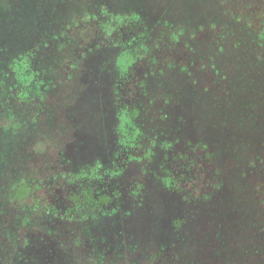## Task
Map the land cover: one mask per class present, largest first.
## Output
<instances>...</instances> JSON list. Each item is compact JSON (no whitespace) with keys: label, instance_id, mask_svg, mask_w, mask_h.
Instances as JSON below:
<instances>
[{"label":"flooded vegetation","instance_id":"af4514ba","mask_svg":"<svg viewBox=\"0 0 264 264\" xmlns=\"http://www.w3.org/2000/svg\"><path fill=\"white\" fill-rule=\"evenodd\" d=\"M227 5L238 9L225 12ZM206 6L207 11L211 7L218 11L219 27L212 19L191 18L184 27H175L162 12L148 20L132 13L133 18H122V24L110 18L114 31H108L109 24L100 27L108 33L105 40L119 41L117 33L123 35L125 28L131 44L127 49L116 43V52L107 62H96L87 78L82 75L87 53L81 52L78 64H62L59 77L52 76L50 69L47 86L36 80L37 73H29L31 56L41 54L36 45L23 54L12 53L5 61L0 72V146L5 145L0 147V264H34L35 257L25 254L36 241L50 247L47 251L43 246V258L36 256L43 259L40 264L244 263L235 253L226 254L234 251L233 237L239 234L227 226L231 213L215 209L222 207L211 191L218 193L213 188H222L225 182L223 177L212 180L222 173L214 164L216 144H209L213 137L206 138L218 134L215 140L225 147L228 135L237 134L236 150L248 148L255 139L258 147L248 148L244 163L238 165L264 170V164H258L264 163V124L251 121L247 113L260 105L264 108V0H212ZM84 15H71L74 27L83 34L91 21L90 17L82 20ZM133 21L147 24L135 33ZM68 31L67 26L63 36ZM201 33L215 39L211 55L200 50ZM136 43L137 50L132 46ZM181 47L188 53H176ZM239 62L244 66L236 67ZM42 68L40 64L36 69ZM173 83L178 86L172 87ZM208 100L218 106L220 121L208 114ZM84 105L85 112L97 115L103 108L112 120L114 146L107 157L96 155L91 162L65 171V154L78 125L66 116L65 108L69 106L74 114L79 106L83 127ZM261 113L258 117L264 120ZM203 118L207 121H199ZM46 130H51L47 138ZM63 148L62 153L47 152ZM61 165L63 172L53 168ZM241 172L248 175L245 169ZM151 179L162 191H169L165 203L153 194ZM62 183H68L64 190ZM256 183L254 214L264 220V177ZM183 185L191 193L179 206L174 197H179ZM213 200L211 210L208 204L213 205ZM147 205L151 213H144ZM174 207L164 236L162 214L172 215ZM195 207L206 209L203 225L197 227H193L195 219L188 217ZM181 209L188 213L186 221L177 220ZM187 224L192 231L178 237ZM175 240L178 246L186 243L187 250L171 258ZM51 252L54 256L47 261ZM261 256L264 260V252ZM252 259L245 256L247 263Z\"/></svg>","mask_w":264,"mask_h":264},{"label":"rangeland","instance_id":"374dc122","mask_svg":"<svg viewBox=\"0 0 264 264\" xmlns=\"http://www.w3.org/2000/svg\"><path fill=\"white\" fill-rule=\"evenodd\" d=\"M224 2L225 1H223L221 5L223 7H225ZM206 4L211 6L212 0H0V72L3 71L5 65L4 63L12 53L20 52L23 54L27 51H30L32 47L36 45V50H39L41 54H36L37 56L35 58L33 55L31 56L30 60L33 62V64L29 65V73H32L34 76L37 73L38 76L36 75V80L40 82L42 86L50 85L47 80L48 75L46 76L50 69L53 74L52 76L58 75L59 77L61 74L59 69L62 64H68L70 62L78 64L77 62H79L81 52L87 53V55H84L85 64L82 67V69H84L82 75L84 74V77L87 78V75H89L91 71H95L96 62H107L116 52V43H120L123 45V47L127 45V49H129V45L131 44V40L126 38V35L129 34L126 33L125 28L123 29V35L121 34V31L117 33L119 41H113V39L106 41L108 38V33H105L106 29L103 31L100 29L102 25L109 24L108 31H114L115 29L112 26V20H116L118 24H122V18H125L128 21L133 18L131 16L132 13L135 16L138 15L148 20L150 16H155L162 12L164 17L172 20L175 23V27L184 24L189 18H191L192 21H196L198 19H212V21H214V26L219 27L220 19L217 15L218 11H214L215 7H211L210 10L207 11ZM202 5L205 7H202ZM158 8L163 9L165 12L163 10H158ZM231 8H229L227 5L225 12L238 9L237 6H231ZM100 9L108 14L106 15L104 13L103 15ZM81 12L85 14L82 16V20H88L89 17L91 20L89 21L88 25V33L84 34L79 31L80 28L77 29L74 27L76 20L71 17L73 14H79L81 16ZM110 18L112 20H110ZM137 21H133L132 23V25H135V28L133 27L135 33H137L136 31L138 30H142L147 24V21H145L142 23V25L141 23L139 25ZM81 23H83V21ZM67 26L69 27V31L65 36H63ZM182 27L184 26L182 25ZM143 31L145 32V30ZM232 33L234 34L233 31ZM199 35L198 45L200 50L211 55L214 45L213 41L215 39L211 36H207L208 34L201 33ZM194 40H197V37ZM184 43L189 44L188 42ZM11 45L14 48H10ZM132 46H134V49L137 50L136 47L138 46V43L132 44ZM178 52L188 53V50L184 47H181L180 50L176 51V53ZM40 64L44 68L37 71L36 68ZM240 66L243 67L244 65L239 62L236 67ZM229 68L230 71H235L232 66H229ZM168 72H171V70ZM104 76H106V74H104ZM174 77L175 75L173 74L172 78L174 79ZM177 81L180 82V80ZM99 85H104V83L101 82ZM176 86H178V84L173 83L172 87ZM73 91L74 90H71L70 92ZM99 93H101V91ZM56 101H58V99H56ZM56 101H54L53 104L55 107L57 103ZM103 102L107 104L108 95ZM213 102L214 101L212 100H208V108L210 109L208 114L212 115L211 118L214 117L212 120L220 121V116L217 113L218 106H215L216 104ZM62 105L65 107L67 104L62 103ZM201 105L203 106V103ZM92 108L98 112V109L94 105H92ZM76 109L77 112L75 111L74 114H71L69 106L65 108L66 116L72 120L76 119L78 121L77 122L74 120L78 124L75 133L76 140L72 139L70 141L71 143L68 145L65 154L66 162L64 165L68 166L64 167L65 171L67 169H73L74 165L77 163H79V165H85L91 162V160L95 158L96 155L102 158L107 157L110 147L114 146L115 134H112L110 129L112 120L110 122L109 117L102 113L103 108L99 109V115H97L91 110L85 112L84 105V109L81 112L84 116L82 122L85 125H82L83 127H81L79 124V106ZM231 110L234 109L231 108L230 111ZM235 110H237L236 107ZM262 110L263 112L261 113ZM52 111L53 115L56 111L55 108H53ZM234 112L232 115L239 114ZM247 113L249 114L251 121L257 120L259 121L260 125L264 124V120H261L258 117L260 113H264V108L261 105L257 108H254L252 111H247ZM199 121L207 120L203 118V120L200 119ZM200 125L205 128L204 123H201ZM79 126L81 128H79ZM49 132H51V130H46L45 138L50 136ZM199 134L203 136L204 132L201 131ZM217 135H210L208 138H206L209 139L210 137H213L212 141L209 140V144H216L212 149L217 153V158L214 164L218 166L216 168L222 173L221 177L217 176L212 180H215L214 182H216L223 177L225 183L222 188H215L213 186V189L218 193H214L212 191L211 193L214 194V199L216 201L218 200V205L222 207L219 208L216 206L215 209L217 211L231 213L227 221V226L233 227L235 229L234 232L239 234L238 236L233 237L234 240L232 248L234 251L228 252L225 250L226 254L231 255L235 253L236 258L243 260V264H264L263 257L261 256V254L264 252V220L261 219L260 216L254 214L255 211L257 212V204L254 205L252 201L254 195L252 193V186L255 184L254 188H256L257 179L264 177V170L260 171L258 170V167L249 169L248 167L250 166L248 165L246 167L242 164L238 165L239 163H244L243 157L247 150H250L248 148H257L258 146L254 139L251 140L248 148H246V146H238L236 150L234 147L235 144L237 146L238 139L240 137H238L237 134L230 133L227 137L228 144L225 145V148L223 146L225 143L219 144L215 140L217 139ZM245 141L247 142L246 137ZM262 143L263 140L261 144ZM4 146L5 145L3 143L0 147L3 148ZM63 150H65V148L59 151H51L48 149L47 152L50 154H52V152L62 153ZM262 155L264 158V153ZM251 157L252 156H250V158ZM157 159L160 158L157 157ZM258 164L260 166L264 163L258 161ZM61 167L62 165L58 167L53 166L54 169L57 168L59 170V173L63 172ZM243 169L247 170V176H245V172L240 173V170ZM242 173H244V175H242ZM151 180L152 181H149V185H151L153 188V194L165 203L168 197L166 192L169 191H166V189H163L162 191L156 183L157 180ZM67 184L68 183L61 184L64 187L62 190L67 188ZM207 185L209 184L207 183ZM190 193V189L184 187L183 185L181 187L179 197H174V201L179 203L180 206L181 202L187 199ZM255 195L258 196V193H255ZM213 202V205L208 204V208L213 206L211 210L214 209L216 204L214 200ZM145 209L146 211L144 213H151L150 207L148 205ZM175 210L176 207L172 209V215L166 213L162 214L161 227L162 234L164 236H167L166 233L170 228V221L174 216ZM205 211L206 209L200 210L197 207L192 210L188 217L195 219L193 227H197L198 224L203 225L201 221L204 219ZM178 214L177 220L179 218H183L186 221L188 218V213L183 212L182 209L181 211H178ZM150 217L151 214H148L147 219H150ZM193 227L190 224L185 225L181 228L182 230L178 237L184 238L187 236L188 231H192ZM43 246L47 251L50 248L39 241L34 242L27 250L25 257L33 255V257H35L34 264H40V262H43V259H38L36 256L43 258ZM186 250V243H181L178 246L175 240L174 245H172L171 249L169 250V256L172 258V255L175 253L181 255L183 252H186ZM53 256V252L48 253L47 261H51ZM245 256L253 257L252 262L247 263L245 261Z\"/></svg>","mask_w":264,"mask_h":264},{"label":"trees","instance_id":"16d2710c","mask_svg":"<svg viewBox=\"0 0 264 264\" xmlns=\"http://www.w3.org/2000/svg\"><path fill=\"white\" fill-rule=\"evenodd\" d=\"M20 186L22 187L23 185H20ZM19 190H20V193H21V189H19ZM20 193H19V194H20Z\"/></svg>","mask_w":264,"mask_h":264}]
</instances>
